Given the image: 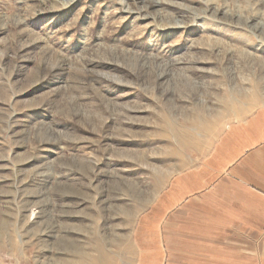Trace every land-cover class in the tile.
I'll return each instance as SVG.
<instances>
[{
    "label": "rangeland",
    "instance_id": "rangeland-1",
    "mask_svg": "<svg viewBox=\"0 0 264 264\" xmlns=\"http://www.w3.org/2000/svg\"><path fill=\"white\" fill-rule=\"evenodd\" d=\"M264 107V0H0V264H142L160 194Z\"/></svg>",
    "mask_w": 264,
    "mask_h": 264
},
{
    "label": "crops",
    "instance_id": "crops-1",
    "mask_svg": "<svg viewBox=\"0 0 264 264\" xmlns=\"http://www.w3.org/2000/svg\"><path fill=\"white\" fill-rule=\"evenodd\" d=\"M170 187L143 224L142 264H264V107Z\"/></svg>",
    "mask_w": 264,
    "mask_h": 264
}]
</instances>
